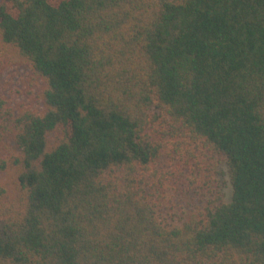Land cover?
Masks as SVG:
<instances>
[{
  "label": "trees",
  "instance_id": "trees-1",
  "mask_svg": "<svg viewBox=\"0 0 264 264\" xmlns=\"http://www.w3.org/2000/svg\"><path fill=\"white\" fill-rule=\"evenodd\" d=\"M23 65L42 107L0 94V264H264V0H0V73Z\"/></svg>",
  "mask_w": 264,
  "mask_h": 264
},
{
  "label": "rangeland",
  "instance_id": "rangeland-1",
  "mask_svg": "<svg viewBox=\"0 0 264 264\" xmlns=\"http://www.w3.org/2000/svg\"><path fill=\"white\" fill-rule=\"evenodd\" d=\"M42 84L33 81L31 70L23 66H12L0 73V94L8 101L9 105L18 108L24 104L33 109L42 107L39 93ZM206 175L211 186L217 187L224 201L231 197V184L229 180L228 167L222 156L215 155L213 159H207ZM1 184L4 186L7 196L13 197L18 189L17 169L10 168L2 173ZM185 190V191H184ZM207 185L203 188L187 190L185 187L171 191L166 199L162 200L158 218L165 226L180 224L186 219L192 210H199L205 204L208 194Z\"/></svg>",
  "mask_w": 264,
  "mask_h": 264
}]
</instances>
